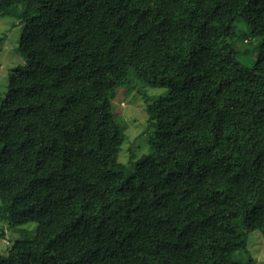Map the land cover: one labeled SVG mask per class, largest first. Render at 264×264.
<instances>
[{
  "label": "trees",
  "instance_id": "16d2710c",
  "mask_svg": "<svg viewBox=\"0 0 264 264\" xmlns=\"http://www.w3.org/2000/svg\"><path fill=\"white\" fill-rule=\"evenodd\" d=\"M25 64L0 101V264H255L264 235V0H0ZM249 27L255 62L237 59ZM165 88L120 162L110 94Z\"/></svg>",
  "mask_w": 264,
  "mask_h": 264
},
{
  "label": "rangeland",
  "instance_id": "374dc122",
  "mask_svg": "<svg viewBox=\"0 0 264 264\" xmlns=\"http://www.w3.org/2000/svg\"><path fill=\"white\" fill-rule=\"evenodd\" d=\"M23 28L24 25L15 17H0V101L7 93L11 70L25 64L19 49ZM240 30L245 36L237 44V59L251 67L260 40L252 36L249 27L243 25ZM168 95L169 91L165 88L130 89L126 84L120 85L110 94L113 112L126 135L120 162L128 164L132 157L138 159L149 152L155 129L148 121L147 106ZM36 229V223L11 227L0 219V253L7 255L17 240L32 239ZM248 251L255 264H264V235L260 231L249 234Z\"/></svg>",
  "mask_w": 264,
  "mask_h": 264
}]
</instances>
